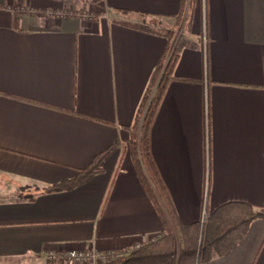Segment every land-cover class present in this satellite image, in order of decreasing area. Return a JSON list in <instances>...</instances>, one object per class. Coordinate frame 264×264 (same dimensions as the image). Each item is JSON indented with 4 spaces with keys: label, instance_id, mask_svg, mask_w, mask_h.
<instances>
[{
    "label": "crops",
    "instance_id": "0c3cea01",
    "mask_svg": "<svg viewBox=\"0 0 264 264\" xmlns=\"http://www.w3.org/2000/svg\"><path fill=\"white\" fill-rule=\"evenodd\" d=\"M182 7L0 0V264H65L71 250L124 251L162 235L130 131L168 40L123 22L175 30ZM190 15L150 132L183 225L229 203L264 209V0H206ZM111 147L89 180L49 190ZM254 260L264 264V218L202 264Z\"/></svg>",
    "mask_w": 264,
    "mask_h": 264
},
{
    "label": "trees",
    "instance_id": "16d2710c",
    "mask_svg": "<svg viewBox=\"0 0 264 264\" xmlns=\"http://www.w3.org/2000/svg\"><path fill=\"white\" fill-rule=\"evenodd\" d=\"M201 2L205 9L206 0H183L181 13L176 19L177 26H180L184 15H187L189 10L193 11ZM123 24L164 36L168 45L150 79L130 131V147L135 166L147 193L158 212L162 214L165 230L153 242L133 251L122 264H202L215 257L226 256L243 241L251 223L264 218V209L255 211L246 203H229L211 213L207 223H180L170 193L155 164L150 141L155 115L167 86L174 79L179 61V56L174 50L177 31L161 29L146 22ZM113 147L96 156L88 167L80 171L76 179L64 181L49 190L62 191L89 180L102 170L103 163ZM254 262L255 260L253 264Z\"/></svg>",
    "mask_w": 264,
    "mask_h": 264
},
{
    "label": "built area",
    "instance_id": "2783aa9c",
    "mask_svg": "<svg viewBox=\"0 0 264 264\" xmlns=\"http://www.w3.org/2000/svg\"><path fill=\"white\" fill-rule=\"evenodd\" d=\"M208 214L204 212L201 221L207 222ZM141 245H135L124 251H108L101 252L95 250H71L65 254L60 255L61 260L69 262L70 264H113L115 262L125 261L126 257L130 255L135 249L140 248ZM50 256L55 257V253H50Z\"/></svg>",
    "mask_w": 264,
    "mask_h": 264
},
{
    "label": "rangeland",
    "instance_id": "374dc122",
    "mask_svg": "<svg viewBox=\"0 0 264 264\" xmlns=\"http://www.w3.org/2000/svg\"><path fill=\"white\" fill-rule=\"evenodd\" d=\"M196 8H197V10L198 9H200V10H203V3L201 2V3H198L197 4V6H196ZM195 8V9H196ZM194 9V10H195ZM190 12H192L191 10H189V12L187 13V15H184V18H183V20H182V22H181V24H180V26H177L176 25V31H177V35H178V33H180L183 29H185L184 30V33H186V28H187V26H188V23H189V16H191L190 15ZM177 35H176V37H177ZM208 219H209V214H208ZM208 221V220H207ZM203 223V222H202ZM205 223H207V222H205ZM156 240V239H155ZM154 241V240H153ZM153 241H149L148 243H150V242H153ZM148 243H145V244H148ZM138 245H141V247L144 245V244H138ZM140 247V248H141ZM139 248H137V249H135V250H138ZM124 261H121V262H115V263H113V264H122ZM63 263H65V262H63ZM65 264H70L69 262H66Z\"/></svg>",
    "mask_w": 264,
    "mask_h": 264
}]
</instances>
